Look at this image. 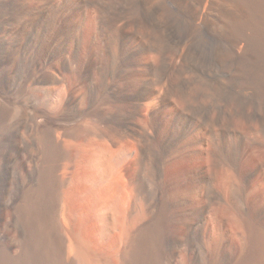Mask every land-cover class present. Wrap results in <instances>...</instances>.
I'll list each match as a JSON object with an SVG mask.
<instances>
[{
    "label": "bare ground",
    "instance_id": "6f19581e",
    "mask_svg": "<svg viewBox=\"0 0 264 264\" xmlns=\"http://www.w3.org/2000/svg\"><path fill=\"white\" fill-rule=\"evenodd\" d=\"M80 139L104 150L84 207L118 171L146 205L116 231L123 264H264V0H0V232L12 185L23 237L12 252L3 230L0 264H96L83 237L64 257L62 143Z\"/></svg>",
    "mask_w": 264,
    "mask_h": 264
},
{
    "label": "rangeland",
    "instance_id": "374dc122",
    "mask_svg": "<svg viewBox=\"0 0 264 264\" xmlns=\"http://www.w3.org/2000/svg\"><path fill=\"white\" fill-rule=\"evenodd\" d=\"M91 27H92V23L90 21L88 25V30H90ZM63 94H64V89L60 88L52 95V97L47 102L44 103V105L47 106L52 111V113H58L61 108L60 98L62 97ZM79 123H78V128H80L79 130L81 132V128H84L85 124L81 122ZM88 143L81 144V139L80 141L79 140L75 142L63 141L62 143L63 147L66 150L67 156L61 161V168L59 170V177L61 180V199L65 207V211L61 216L62 218L60 217L61 218L60 220L61 223L63 222L62 223L63 227L65 228V230L67 231L66 233L68 234V235L66 234L67 239H69L68 240L69 247L68 246L66 247L64 257L71 259L74 258L76 259L77 257H79L78 251L80 252L79 248L81 247L80 243H81V238L83 237L82 239L85 238L86 239L85 241L88 240L90 250L92 249L91 250L93 256L92 258L95 259L93 260L94 263L123 264V261L119 260L120 257H118L119 254L117 249L118 247L117 243H119L118 240H120L122 234L116 231L124 226L123 224H125L127 217H130V215L134 216L137 214H141L143 218L140 217V219H137V221L136 220L135 222L133 221L134 223L132 222L130 224L132 227L130 228L129 226L126 231H128L131 234V232H133L134 229L136 230L138 226H140L139 224H141L140 220L144 219L146 215H148V212L146 210V205L143 202V200H141V198L138 197L137 190L134 185L131 186L128 185L127 187H125V180L127 174L122 172L120 173L118 171L116 173V180H117L116 185L113 188H111L108 192L102 193L100 195V198H97V202L99 204L97 203V205L93 207L92 210L91 208L90 210H88V208L84 207L89 203V199H91L89 197V194L86 192H83L81 195V182H83L82 185L87 182L84 175V168L85 166H89V167L91 166L90 168L95 169L93 170L97 178H99V175L101 174L100 169H102L103 166V161L101 160H103L104 157V150L99 141L95 142L94 140ZM251 155L252 157L250 156L249 161L253 162L260 155V152L256 151L253 152ZM202 161L203 159L200 158L199 159L190 158L189 160L188 159L183 160L180 163L174 164L175 166L173 164H169L168 166H166L164 170L165 173L164 175L166 177L164 176V179L167 182L168 186L170 187V190H172V188L179 189L180 186H181L180 188L186 186L189 182L187 175H189L198 165H200ZM186 179L188 182L186 181ZM14 188L15 187L10 185L9 190L7 191L6 196L7 197L11 196L10 199L11 201H9L8 206H6L3 210V214H4L3 218L5 217L3 219L4 227L3 229L1 227V232H0L1 235L3 234L2 237H4L6 234L9 235L10 238L9 237L7 238L10 243L12 237V243H11L12 252L13 251L16 252V250L19 251L23 241L22 233L20 232V230L17 229V226L15 225L16 224L15 214L17 210V207L15 205L18 204L16 203V201L18 202V197L16 194H14L15 191ZM14 197H16L17 199ZM125 197L127 200L125 199ZM104 199L105 200L108 199L109 200L108 203H106ZM127 203L128 205L130 204L129 205L131 206L130 208L127 205ZM126 208L128 211L125 210ZM130 209L131 211H129ZM81 211H85V212H81ZM88 211H90V215L92 213L93 214L91 216L89 215L90 217L89 219H86L85 214ZM110 213L113 214L115 213L114 214L116 217L115 222L112 223L109 222ZM86 220H90V221L87 223ZM178 229L183 230L184 227L182 225H179ZM3 230H5L6 234L4 233ZM126 231L124 232V237L127 240V238L129 239L130 234H128ZM72 244L73 245L75 244V246H73ZM183 262H187L184 257H183Z\"/></svg>",
    "mask_w": 264,
    "mask_h": 264
}]
</instances>
